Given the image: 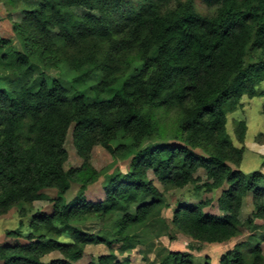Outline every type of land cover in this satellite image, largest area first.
Listing matches in <instances>:
<instances>
[{
  "label": "trees",
  "instance_id": "1",
  "mask_svg": "<svg viewBox=\"0 0 264 264\" xmlns=\"http://www.w3.org/2000/svg\"><path fill=\"white\" fill-rule=\"evenodd\" d=\"M40 1L13 25L20 50L0 38V216L14 207L21 219L29 216L27 234L7 233L22 241L0 245V264H45L41 258L52 251L62 258L48 264H73L98 245L131 251L142 244L139 231L167 229L164 191L189 185L220 190L216 216L203 211L204 202L173 210V228L197 243L236 237L249 193L254 218L264 219V174L238 169L242 150L226 128L241 97L257 95L264 82V0H201L215 9L212 16L198 14L196 0ZM253 52L259 56L251 62ZM173 111L180 144L152 142L161 137L156 114ZM71 125L80 157L100 145L114 160L129 161L127 171L106 175L96 202L86 200L85 189L98 174L86 164L63 169ZM233 125L242 141L245 122ZM199 170L208 180L202 185ZM71 183L79 189L66 202ZM37 202L49 210H35ZM90 218L104 225L95 236L70 225ZM63 234L72 241L55 239ZM260 237L236 244L218 264H264ZM155 256L158 264H194L189 253L158 248ZM128 263L110 251L88 264Z\"/></svg>",
  "mask_w": 264,
  "mask_h": 264
},
{
  "label": "rangeland",
  "instance_id": "2",
  "mask_svg": "<svg viewBox=\"0 0 264 264\" xmlns=\"http://www.w3.org/2000/svg\"><path fill=\"white\" fill-rule=\"evenodd\" d=\"M137 3L139 0H130ZM40 0H0V38L11 41L12 45L20 50L18 36L13 30V25H19L24 19V13L30 11H38L40 7ZM195 10L200 15L212 16L215 9L209 8L201 0L195 1ZM259 56L258 53L253 52L250 56L251 62L255 61ZM50 75H58L55 70H50ZM255 96L243 95L238 103L237 108L227 115L226 128L234 146L242 150V160L239 165V170L245 174L252 172H260L264 174V82L256 88ZM159 118V127L161 128V137H154V143L180 144L174 137L172 123L176 119V112L157 113ZM243 120L246 124V132L242 141H238L234 134V121ZM73 125L70 126L64 141V149L67 153L66 161L63 164L64 171L72 168H80L84 164L94 170L98 177L96 181L87 186L85 189V198L87 201L96 202L103 197V183L106 175L112 174L116 171L125 172L128 168V160L116 161L111 155L100 145H94L86 158L78 155L73 142L72 135ZM199 152V151H198ZM235 169L236 167L230 164ZM151 177V175H150ZM198 179V184L202 185L208 182L204 171L199 170L195 174ZM159 191L163 192V187L155 182ZM262 188L263 185H260ZM79 189L77 183H71L69 190L64 195L66 202L73 199ZM50 197H54V191L46 192ZM220 190L212 192L195 191L193 186L189 185L182 189H171L164 191V198L167 206L160 211V217L166 222L167 229L159 233L157 228H149L139 231L142 236V244L137 245L135 249L128 252H120V245L114 244L112 249L107 247L88 246L85 249L83 258L73 264H88L90 261H95L101 255H107L112 251L118 261L124 258L129 260L128 264H158L155 252L158 248H164L170 252L189 253L192 255L194 264H203L205 259H208L210 264H218L222 255L227 251L233 249L236 244L244 242H255L259 240L264 234V219L254 218V206L252 202V194L249 193L243 198L241 208L239 210V220L242 223L239 234L227 242L221 244H200L193 241L188 236L177 231L171 224V217L173 210L178 204L195 205L200 202L205 203L203 211L211 215H218L217 197ZM34 209L39 211H48L49 205L47 202H37L34 204ZM29 217V216H28ZM28 217L21 219L18 214V208L14 207L7 213L0 216V245L5 243H15L22 241V238L16 239L8 236V232H18L27 234ZM247 219L253 220V226L249 227L245 224ZM19 222H22L23 227L19 229ZM70 225L77 230L88 235H97L104 230L103 222L96 218H90L82 221H75ZM61 243H70L72 238L67 234L55 238ZM261 248L264 255V242L261 243ZM147 252L145 258L142 252ZM62 256L52 251L45 254L41 261L48 264L51 261L61 259Z\"/></svg>",
  "mask_w": 264,
  "mask_h": 264
}]
</instances>
